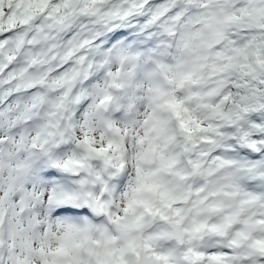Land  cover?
I'll return each mask as SVG.
<instances>
[{
  "label": "clouds",
  "instance_id": "9594fccd",
  "mask_svg": "<svg viewBox=\"0 0 264 264\" xmlns=\"http://www.w3.org/2000/svg\"><path fill=\"white\" fill-rule=\"evenodd\" d=\"M85 7H65L64 0L0 6L6 21L0 29V264H43L67 228L86 222L119 242V223L135 222L139 234L151 235L179 220L197 251L228 246L242 225L233 223L224 235L214 227L236 213L240 219L264 213V167L246 170L264 156L252 159L242 153L244 141L233 139L259 131L251 127L253 117L264 124V65L237 51L264 44V17L241 12L253 5L236 0L229 6L235 19L208 29L200 22L202 8L181 3L178 9L186 10L179 18L174 10L154 21L147 36L137 32L106 46L127 18L110 14L114 4L105 0ZM157 86L183 101L182 115L200 125L188 134L162 114L171 137L163 153L178 160L168 171L161 169L150 101ZM178 170L184 179L174 175ZM148 184L155 190L147 191ZM137 200L168 219L145 212L132 203ZM193 204L196 210L188 211ZM84 207L86 214L79 211ZM260 241L264 230L253 231L232 254ZM160 247L183 252L188 245L163 240ZM79 258L90 259L84 251ZM179 264L188 261L181 255Z\"/></svg>",
  "mask_w": 264,
  "mask_h": 264
},
{
  "label": "snow or ice",
  "instance_id": "6c2138e0",
  "mask_svg": "<svg viewBox=\"0 0 264 264\" xmlns=\"http://www.w3.org/2000/svg\"><path fill=\"white\" fill-rule=\"evenodd\" d=\"M4 2L5 0H0V6ZM11 2L12 0H8L9 4ZM73 2H83L86 5L84 11H87L89 4H96L100 0H64V6L67 7L68 4ZM105 2L114 4L110 14H115L128 20L126 26L117 28L109 35L108 45L106 46L114 45L122 38L131 37V34L137 32H142L143 35L147 36L154 21L174 10L177 11L176 18H179L183 11L186 10L178 9V5L181 3L202 8L200 22L208 29L216 28L226 20L235 19L234 15L229 12V6L236 0H167V2L165 0H105ZM248 2L253 7L251 9H241V12L245 14L249 12L257 13L264 17V0H248ZM11 20L12 17L7 18L8 23H11ZM5 23V19L2 18V13H0V29L4 27ZM7 34L9 33L5 35ZM0 39H3V36H0ZM237 51L245 58L249 55L255 57L257 63L264 65V44L256 45L251 51ZM0 55H3V53H0ZM132 59L135 58L132 57ZM183 79H188V77ZM179 82L182 83V81ZM168 83L172 84L173 80H169ZM150 101L152 102L153 111L157 113L155 131L160 141L161 152L159 159L161 169L168 171L173 168L178 160L175 156L165 157L163 153V148L167 146L171 137L168 136L169 120L162 114L168 113L171 117H175L176 121H178V127L188 134L193 131L191 125H195L197 130L200 129V125L193 116L182 115L187 111L183 106L184 102L173 97L169 90L159 86L154 87ZM251 127L252 129L259 127V131H242L241 135L233 139L244 141L240 145L242 153L248 154L252 159L259 161V158L264 156V124H261L260 120L253 117ZM248 137L251 138L250 141ZM225 150L234 149L226 148ZM184 151L187 152L188 149L185 148ZM189 163L198 166L194 161L190 160ZM257 167H264V162L251 165L246 170L252 172ZM174 175L184 179L179 170ZM259 175L264 178V173ZM142 187L145 186L142 185ZM146 190L154 191L155 187L152 184H148ZM64 199L65 194L61 193V202ZM67 199H75V197L68 194ZM163 199L164 195L161 194V200ZM132 203L142 205L145 212L159 216L162 222L168 219V216L160 208H156L153 211V206L145 200H137ZM163 208L168 210L171 205L164 203ZM196 208L197 206L193 204L188 211H194ZM60 211L76 213L77 209L62 208ZM79 211L86 214L88 213V207L81 208ZM94 211L96 210L94 209ZM174 215H179V212H175ZM179 223L180 221L176 220L171 227L155 234L143 235L138 233L135 222H122L118 224L117 228L120 233L119 242L107 231L88 222L82 227H69L65 230L63 236L59 238L58 247L43 258V264H82L79 258L81 251L87 252L90 257L88 264H179V256L181 255L188 261V264H264V241L249 243L247 245L249 250L243 254L234 255L231 251V249L240 248L245 241H249L253 231L264 230V213L260 214L259 217L253 214L245 219H240V214L236 213L232 217L227 218L222 226L214 227L212 231L224 235V230L233 223L242 225L241 229L235 233L228 246L217 245L209 248L206 253L191 247L194 236L190 234L186 237L185 233L177 227ZM193 232H200V227H196ZM163 240H174L178 245L187 244L188 247L183 252L178 248H161L160 241ZM256 254L261 258L259 262L254 259ZM18 264H28V262L24 260L18 262Z\"/></svg>",
  "mask_w": 264,
  "mask_h": 264
}]
</instances>
